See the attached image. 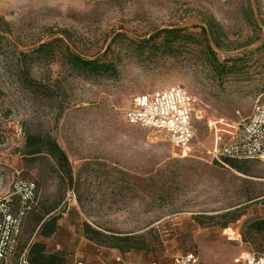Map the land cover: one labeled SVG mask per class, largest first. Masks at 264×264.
<instances>
[{"label": "rangeland", "instance_id": "374dc122", "mask_svg": "<svg viewBox=\"0 0 264 264\" xmlns=\"http://www.w3.org/2000/svg\"><path fill=\"white\" fill-rule=\"evenodd\" d=\"M163 29L194 42L168 48L164 33L144 42ZM69 53L111 61L116 73L79 71ZM176 85L195 99L187 156L124 119L134 96ZM256 101H264V0H0V194L24 179L35 184L33 205L58 203L56 233L42 241L65 264H166L187 252L196 264H232L239 252L264 253V233L249 229L264 218V161L234 168L207 152L209 122L240 123ZM27 133L57 141L71 182L47 157L22 158ZM83 222L135 239L97 244Z\"/></svg>", "mask_w": 264, "mask_h": 264}, {"label": "built area", "instance_id": "2783aa9c", "mask_svg": "<svg viewBox=\"0 0 264 264\" xmlns=\"http://www.w3.org/2000/svg\"><path fill=\"white\" fill-rule=\"evenodd\" d=\"M104 2L110 0H90ZM227 3L228 0H219ZM195 99L184 87L170 86L134 96L124 111L125 121L133 126L158 131L187 156L192 151ZM213 146L207 151L212 160L224 165L225 159L264 161V101H256L242 122L215 119ZM36 187L32 181L16 179L10 189L0 194V264H9L17 250L25 216L33 206ZM23 258V254L20 260ZM192 252L174 256L166 264H196ZM232 264H264V253L239 252Z\"/></svg>", "mask_w": 264, "mask_h": 264}, {"label": "trees", "instance_id": "16d2710c", "mask_svg": "<svg viewBox=\"0 0 264 264\" xmlns=\"http://www.w3.org/2000/svg\"><path fill=\"white\" fill-rule=\"evenodd\" d=\"M164 33V44L168 48H172L173 45L178 44L179 41L184 43H193V33H186L182 29H163L160 30L153 37L148 38L144 42L148 43L153 41L156 37ZM154 43V42H152ZM48 44H41L37 49H43ZM68 61L71 66L79 71L87 72L92 75H114L116 73V66L111 61L97 62L96 60H90L83 58L74 53L68 54ZM25 84L29 88H37L39 84L25 77ZM20 155L26 161H33L36 159L49 158L53 165L52 170L57 173L58 178L64 182L68 180L71 182L72 173L71 166L64 150L59 146L57 141L48 133H27L24 138V142L20 149ZM226 164L231 167L238 168V162L236 160L225 159ZM62 211L58 209V203H51L45 205L44 203L33 205L27 212L21 235L18 240L16 254L14 256L19 258L23 254V258L19 264H65V258L60 252H48L43 239L50 238L56 233L57 222L61 218ZM234 216L232 220L236 219ZM82 232L88 241L100 244L105 238L122 240L124 243L134 240L135 237H123L114 238L108 237V235L101 233L99 230L92 228L88 223L83 222L81 224ZM224 227L226 225H223ZM249 229L255 233H264V218L251 221ZM25 233L27 237L24 239V244H21V236ZM32 237V238H31ZM118 248L116 244L111 245ZM13 258V259H14Z\"/></svg>", "mask_w": 264, "mask_h": 264}]
</instances>
